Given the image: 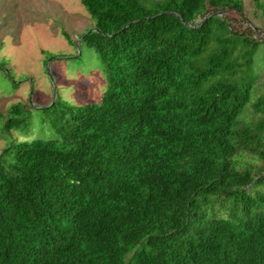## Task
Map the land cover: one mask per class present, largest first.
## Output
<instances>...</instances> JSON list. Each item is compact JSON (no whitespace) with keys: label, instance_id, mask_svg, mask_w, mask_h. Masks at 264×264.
I'll list each match as a JSON object with an SVG mask.
<instances>
[{"label":"trees","instance_id":"trees-1","mask_svg":"<svg viewBox=\"0 0 264 264\" xmlns=\"http://www.w3.org/2000/svg\"><path fill=\"white\" fill-rule=\"evenodd\" d=\"M80 2L106 88L42 106L41 137L6 109L0 264H264V39L219 13L242 1Z\"/></svg>","mask_w":264,"mask_h":264},{"label":"rangeland","instance_id":"rangeland-1","mask_svg":"<svg viewBox=\"0 0 264 264\" xmlns=\"http://www.w3.org/2000/svg\"><path fill=\"white\" fill-rule=\"evenodd\" d=\"M241 1V11L219 13L239 33H248L250 27V35L263 40L264 12L252 0ZM93 26L80 0H0V153L9 138L2 123L10 104L20 101L29 107L31 130L23 135L31 139L48 135L40 108L55 98L75 105L100 101L106 88L102 62L82 39V33ZM252 66L261 74L262 85L264 41L253 55ZM262 89L259 86L254 96Z\"/></svg>","mask_w":264,"mask_h":264}]
</instances>
